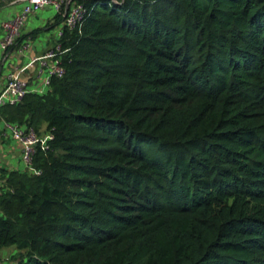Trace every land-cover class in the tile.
<instances>
[{"label": "trees", "instance_id": "16d2710c", "mask_svg": "<svg viewBox=\"0 0 264 264\" xmlns=\"http://www.w3.org/2000/svg\"><path fill=\"white\" fill-rule=\"evenodd\" d=\"M79 1L64 73L0 107L52 135L0 166L6 260L264 264V0Z\"/></svg>", "mask_w": 264, "mask_h": 264}, {"label": "built area", "instance_id": "2783aa9c", "mask_svg": "<svg viewBox=\"0 0 264 264\" xmlns=\"http://www.w3.org/2000/svg\"><path fill=\"white\" fill-rule=\"evenodd\" d=\"M22 7L12 16L1 22L2 36L0 37V49L2 60L6 61L10 49L15 46L20 38L21 29L30 13L50 6L55 12L63 17L64 25L69 29H80L87 8L79 0H21ZM62 35V27L57 29V36ZM30 45L29 41H24L17 46V51L23 53ZM66 49V48H65ZM61 48L60 41L49 47L40 55L30 58L26 63L15 65L6 76V83L0 88V107L6 103H15L21 99L28 91H44L42 85L48 86L52 75L61 76L65 69L61 62V53L65 50ZM27 68H34L39 81L30 84L23 76V71ZM36 68V69H35ZM4 130L20 145V157L24 166L30 170L33 168L32 161L36 153L37 144L47 147V139L51 138V133L39 134L31 125H20L4 120Z\"/></svg>", "mask_w": 264, "mask_h": 264}, {"label": "crops", "instance_id": "0c3cea01", "mask_svg": "<svg viewBox=\"0 0 264 264\" xmlns=\"http://www.w3.org/2000/svg\"><path fill=\"white\" fill-rule=\"evenodd\" d=\"M21 7V0H3V3L0 4V37L3 33L1 22L15 14ZM55 15V10L50 8V6L30 13L21 29L20 38L17 44L10 49L6 61L2 60V51L0 49V88L5 85L7 73L15 65L26 63L30 58L42 54L47 48L53 45L56 41L57 29L62 24L61 22L57 23L58 19ZM24 41H29L30 45L21 54L17 51V46ZM35 73L34 68H27L22 74L28 79L30 84H34L39 81ZM4 120L5 117L0 114V166L9 169H22L24 168V163L20 157V145L5 132ZM1 252L2 249H0V258L4 256Z\"/></svg>", "mask_w": 264, "mask_h": 264}, {"label": "rangeland", "instance_id": "374dc122", "mask_svg": "<svg viewBox=\"0 0 264 264\" xmlns=\"http://www.w3.org/2000/svg\"><path fill=\"white\" fill-rule=\"evenodd\" d=\"M50 8H52V7H50ZM61 26H62V25H61ZM20 44H21V43H20ZM50 47H51V46H50ZM47 49H48V48H47ZM47 49H46V50H47ZM42 86H43V89L46 90L47 86H46V85H42ZM13 251H15V249H14L13 246H12V247H5V248L2 249L1 254L4 255L3 257H2V255H1V257H2L3 260L1 259L2 261H1V260H0V261L2 262V264H12V263H13V262H10V261H7V260H6V259H8V258L10 259V257H11V256H10V255H11V252H13Z\"/></svg>", "mask_w": 264, "mask_h": 264}]
</instances>
